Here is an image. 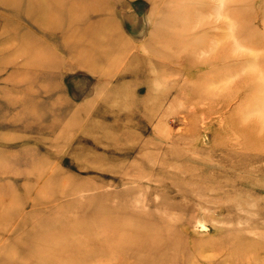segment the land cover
<instances>
[{"label":"rangeland","instance_id":"1","mask_svg":"<svg viewBox=\"0 0 264 264\" xmlns=\"http://www.w3.org/2000/svg\"><path fill=\"white\" fill-rule=\"evenodd\" d=\"M0 264H264V0H0Z\"/></svg>","mask_w":264,"mask_h":264},{"label":"bare ground","instance_id":"2","mask_svg":"<svg viewBox=\"0 0 264 264\" xmlns=\"http://www.w3.org/2000/svg\"><path fill=\"white\" fill-rule=\"evenodd\" d=\"M46 2H47V0H46ZM178 3V2H177ZM175 4V3H174ZM44 5V4H43ZM49 6V5H48ZM42 8H44V7H42ZM72 8V7H71ZM49 10V9H48ZM71 11V10H70ZM49 12V11H48ZM50 13V12H49ZM48 13V14H49ZM51 14V13H50ZM52 16V15H51ZM50 18V17H49ZM71 18H72V15H71ZM49 20V19H48ZM71 21H72V19H71ZM47 22H49V21H47ZM71 23V22H70ZM83 27H84V25L83 24H80V23H77L75 26H74V30L75 31H73V28L71 27L70 29H65L69 34H68V39L69 40H73L74 41V39L75 40H80V41H86V37H85V34L83 33ZM97 34V33H96ZM98 36H100L99 35V33L97 34ZM92 36V35H91ZM102 37V36H101ZM92 39V38H91ZM89 42V41H88ZM89 47V46H88ZM87 47V43L84 45V46H82V45H80V48H79V53L81 54V56H82V59H87L86 60V62L87 63H89V64H92L91 63V61H90V54H92L91 53V51H90V49ZM102 54V53H101ZM108 56V55H107ZM183 60V59H182ZM181 60V61H182ZM34 63V62H33ZM81 63L82 64H85V61L84 60H81ZM242 93V92H241ZM220 106V105H219ZM33 167V166H32ZM50 182H53L51 179H50ZM51 184V183H50ZM48 189H49V187H48ZM81 190V189H80ZM40 191H42V192H45V193H47L46 191H44V189H43V186L42 187H40V189H39V191H38V194H40ZM66 190L65 189H61V190H59L58 192V194H63L64 192H65ZM40 195H42V194H40ZM68 195H70V193H66V196H68ZM57 196V195H56ZM55 199V197L54 196H49V197H47L46 199H44V200H51V201H49L50 203H55L54 200ZM59 204V203H58ZM58 204H56V206H59ZM60 208V210H62V207H59ZM81 210L80 211H84L83 213H81V216L82 217H80V220H79V227L81 228V225H83V224H87V229L88 230H91V229H93L92 228V226L94 225V224H96V223H98V222H101L100 223V225L99 226H103V224H105V225H108V227H109V229L112 231V232H117V231H122V230H125V223H127V227H126V229H127V232L133 237V238H136V237H138V236H140L141 234H143V233H149L150 232V228L149 227H145L144 225V223L146 222V221H149L150 223H153V222H155V221H159V219H157V218H153V217H151V218H148L144 213H141L140 215L141 216H144L145 218H136V220H134L133 218L132 219H128V218H125V217H123V216H120L121 214H119V212H118V210H115V212L114 213H105L104 211H103V209H107V208H104V207H98L96 210H95V213L94 214H96V217H94V218H91V217H89V215L90 214H92L90 211L89 212H87L89 209H85V208H80ZM60 214H62V211H60ZM133 220V221H132ZM64 222H62V224H63ZM62 224H57V226H62ZM64 225V224H63ZM160 234H159V239L161 238V237H163L164 235H166V233L168 232V231H164L163 229L162 230H160ZM174 232L175 233H177L176 232V229H174ZM36 234V233H35ZM44 234V233H43ZM48 234V233H47ZM42 236H44V235H42ZM45 238H49L50 240L52 239V240H57V238L55 237V236H50V235H46L45 236ZM130 236H124L121 240H118V239H115V237H113V238H111V242H112V244L114 245V246H116V245H118V244H120V243H123L124 241H125V244L128 242H130ZM131 240H133V239H131ZM89 241V245L92 243V242H90V238L87 236V235H85L84 234V236H82V235H80V243H79V249H78V251H75V253H68V254H66V253H61V254H63V255H68V256H70L72 259H74L75 257H76V252H80V250H81V248H83V246L86 244V242H88ZM100 242H101V244H104L105 242H108V240H107V238H104V239H102V240H100ZM104 242V243H103ZM45 243V242H44ZM138 245H142V247H144L143 245H145V246H147V243H145L144 241H143V238H142V244H138ZM57 258H60L58 255L56 256ZM49 260V259H48ZM47 260V261H48Z\"/></svg>","mask_w":264,"mask_h":264}]
</instances>
